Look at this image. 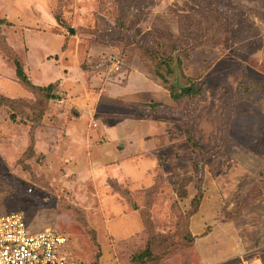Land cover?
<instances>
[{
    "label": "rangeland",
    "instance_id": "rangeland-1",
    "mask_svg": "<svg viewBox=\"0 0 264 264\" xmlns=\"http://www.w3.org/2000/svg\"><path fill=\"white\" fill-rule=\"evenodd\" d=\"M0 104V215L70 264H264V0H0Z\"/></svg>",
    "mask_w": 264,
    "mask_h": 264
},
{
    "label": "built area",
    "instance_id": "built-area-1",
    "mask_svg": "<svg viewBox=\"0 0 264 264\" xmlns=\"http://www.w3.org/2000/svg\"><path fill=\"white\" fill-rule=\"evenodd\" d=\"M116 72L121 61L109 59ZM67 238L51 229L35 231L21 213L0 215V264H70Z\"/></svg>",
    "mask_w": 264,
    "mask_h": 264
},
{
    "label": "crops",
    "instance_id": "crops-1",
    "mask_svg": "<svg viewBox=\"0 0 264 264\" xmlns=\"http://www.w3.org/2000/svg\"><path fill=\"white\" fill-rule=\"evenodd\" d=\"M163 3H164V1H162ZM170 2V1H169ZM169 2H165L164 4L163 3H161V4H163V8H167V6H169ZM160 4V5H161ZM192 53L190 52L189 53V59H188V61L187 60H185L184 61V64L182 65V71H183V74L186 76V77H191L190 76V70H189V68H187L188 66H187V64L189 63V62H192ZM194 60V59H193ZM177 63L175 64V66H173V71H174V69H175V71L177 72V73H179V71L177 70ZM176 72H175V78H174V80H175V82H177L178 84H180V82L179 81H182V79H181V77L179 76V75H177L176 74ZM153 76H154V79H155V81H153V80H150L149 78H147V77H145V83L144 84H149V85H151L152 87H155V88H161V86H160V82H162L156 75H155V71H154V68H153V74H152ZM147 78V79H146ZM144 79V78H143ZM149 82V83H148ZM180 86V85H179ZM178 86V87H179ZM129 87H130V84L127 86V89H124V90H119L118 92H114V93H117V94H122V95H124L125 93H127L128 92V90H129ZM184 87V86H183ZM184 88H189L188 86L186 87H184ZM162 89V88H161ZM180 89H181V87H180ZM163 90V89H162ZM124 91V92H123ZM151 92H153L154 90H150ZM163 99H157V100H155V103H154V101L153 102H150V103H147V102H140L141 104H139V106L140 105H142V107L144 108V109H148L149 111H151V113L149 114V115H147V113L145 112V114H146V117L147 116H150V115H154L153 117H155V116H157V115H155V112H152V110H150L149 108H147L146 106L147 105H155L156 107H157V109H160V108H164V107H173L174 105H176L177 104V102H178V100L177 99H174L173 98V94L171 95V93H170V91H168L167 89H164L163 91ZM180 94V93H179ZM156 109V110H157ZM149 113V112H148ZM157 119L159 120V121H161V122H163V121H165L164 120V118H162V117H157ZM125 121V120H124ZM123 121V122H124ZM158 121V122H159ZM160 123V122H159ZM160 124H162V123H160ZM148 125V124H147ZM151 125H148V129H149V133L151 134V137H152V133H151V131H153V130H151ZM153 129V128H152ZM166 129H168V128H166ZM151 130V131H150ZM153 140H155V138H153ZM149 143H150V145L152 146V147H155L156 145H155V143H154V141H151V140H149ZM142 144V143H141ZM143 145L145 146V145H148V143H143ZM146 147V146H145ZM263 196H264V192H263ZM261 207H263L264 208V201H263V203L261 204ZM264 211V210H263ZM248 218H250L251 216L250 215H248L247 216ZM256 226V225H255Z\"/></svg>",
    "mask_w": 264,
    "mask_h": 264
},
{
    "label": "trees",
    "instance_id": "trees-1",
    "mask_svg": "<svg viewBox=\"0 0 264 264\" xmlns=\"http://www.w3.org/2000/svg\"><path fill=\"white\" fill-rule=\"evenodd\" d=\"M190 35H187V33L185 32V34H181V37H185V41H186V39H188V37H189ZM191 40V39H190ZM195 44H189V45H186L185 43H184V45L182 46V47H184V49L185 48H191V49H197V47H199V46H197V41H193ZM171 51H172V53H175V52H181V54L179 55V57H177V58H175V60H176V63H177V65L180 67H182V59H185V58H187V54H188V51H189V49L186 51V52H183V49L182 48H179V47H177V46H172L171 47ZM183 52V53H182ZM151 61V60H150ZM152 62V61H151ZM159 64H154V71H155V75L161 80V81H163V82H165L164 81V76H162L161 74H160V72H159ZM15 68H16V76H17V78L19 79V81H21V83L26 87V88H29L31 91L32 90H37V91H39V92H42V93H45V94H47L52 88H53V86L52 85H49V86H47V87H36V86H34L33 84H31L30 83V81H29V79L27 78V76H26V74L24 73V71H23V69H22V66L18 63V62H15ZM169 73H171V70H168V72H167V74H169ZM34 91H32L33 93H35ZM172 95V94H171ZM173 98L174 99H177V100H179V96H177L176 94H173ZM3 99V98H2ZM4 100V99H3ZM0 106H1V104H0ZM147 108H149L150 110H152L153 112H155L156 111V109H157V107L155 106V105H147L146 106ZM192 136L188 133V135L186 136V138H187V141H189V143L188 144H190L189 146L192 148V150H197L198 151V149H195V148H198L199 146L192 140V138H191ZM199 150L201 151V149L199 148ZM60 234V233H59Z\"/></svg>",
    "mask_w": 264,
    "mask_h": 264
},
{
    "label": "water",
    "instance_id": "water-1",
    "mask_svg": "<svg viewBox=\"0 0 264 264\" xmlns=\"http://www.w3.org/2000/svg\"><path fill=\"white\" fill-rule=\"evenodd\" d=\"M70 31H72V30H70ZM188 89H189V88H181V89H180V93H183V92H185V91H188Z\"/></svg>",
    "mask_w": 264,
    "mask_h": 264
}]
</instances>
